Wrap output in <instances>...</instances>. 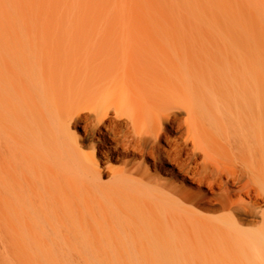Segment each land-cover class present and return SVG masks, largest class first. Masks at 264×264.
Listing matches in <instances>:
<instances>
[{
    "label": "bare ground",
    "instance_id": "6f19581e",
    "mask_svg": "<svg viewBox=\"0 0 264 264\" xmlns=\"http://www.w3.org/2000/svg\"><path fill=\"white\" fill-rule=\"evenodd\" d=\"M8 257L264 264V0H0Z\"/></svg>",
    "mask_w": 264,
    "mask_h": 264
},
{
    "label": "rangeland",
    "instance_id": "374dc122",
    "mask_svg": "<svg viewBox=\"0 0 264 264\" xmlns=\"http://www.w3.org/2000/svg\"><path fill=\"white\" fill-rule=\"evenodd\" d=\"M27 2V1H26ZM31 4H30V2L29 3H26V6H30ZM7 7H9V5H7ZM9 9V8H8ZM10 11L12 10L11 8L9 9ZM13 14H15V13H13ZM25 20V21H24ZM21 23H20V22ZM17 23H16V25H17V27L19 28V30H20V32H21V34H20V41L19 42H21V43H23V44H25L26 45V48L28 47L27 45L29 44V45H32L34 42L30 39L31 38V36L29 35V33H28V30H27V28L30 26L31 27V22H34L35 21V19H34V16H32L31 17V20H26V19H24V18H20V20H19ZM25 24V25H24ZM30 24V25H29ZM29 25V26H28ZM29 39V40H28ZM23 41V42H22ZM17 44H19L18 42H17ZM29 48V47H28ZM27 50H30V49H27ZM30 52V51H29ZM23 63H21V61H20V64L19 63H17L16 62V67L18 66V65H20V66H22L23 67V65H22ZM24 68V67H23ZM21 76H23L22 78H27V80H29L30 79V81H28V83H30L31 81H33V80H35L36 78H38V77H40V75L38 74V75H33L31 72H28V73H22V75ZM34 77H35V79H34ZM29 78V79H28ZM43 191V190H42ZM44 194V193H43ZM51 203V202H50ZM8 264H18L17 262H15L13 259H11L10 257H8Z\"/></svg>",
    "mask_w": 264,
    "mask_h": 264
}]
</instances>
